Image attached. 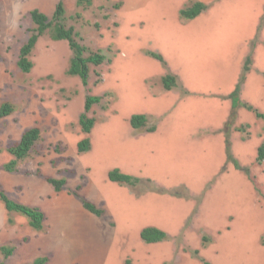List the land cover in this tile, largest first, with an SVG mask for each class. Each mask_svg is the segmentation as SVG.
I'll return each instance as SVG.
<instances>
[{
	"label": "rangeland",
	"instance_id": "1",
	"mask_svg": "<svg viewBox=\"0 0 264 264\" xmlns=\"http://www.w3.org/2000/svg\"><path fill=\"white\" fill-rule=\"evenodd\" d=\"M59 1L0 0V106L14 107L0 119V185L17 202L50 211L37 232L0 202V264L46 255L48 264H202L194 251L212 264H264V163L256 161L264 120L241 108L226 126L228 96L249 55L240 97L264 114V0H207L210 7L194 20L180 11L197 0H90L81 7L62 0L78 41L106 57L90 67L87 86L67 74L68 43L49 35L39 39L30 73L17 66L34 27L30 12L51 17ZM147 51L160 53L167 67ZM167 72L180 89L164 90ZM88 96L102 100L88 113L95 125L86 135L79 117ZM136 114L147 116L146 128L131 127ZM32 127L40 139L15 172H6L7 149ZM227 134L239 168L227 160ZM85 138L91 150L80 154ZM114 168L166 193L137 196L108 180ZM46 177L65 179L63 195L79 209L55 213L47 197L34 194V186L49 185ZM75 193L103 209V217L80 213ZM150 226L168 238L144 243L140 233ZM4 246L15 247L14 254L5 258ZM33 246L46 255L29 251Z\"/></svg>",
	"mask_w": 264,
	"mask_h": 264
},
{
	"label": "trees",
	"instance_id": "2",
	"mask_svg": "<svg viewBox=\"0 0 264 264\" xmlns=\"http://www.w3.org/2000/svg\"><path fill=\"white\" fill-rule=\"evenodd\" d=\"M87 4L91 5L90 0H78L77 5L81 7L82 5ZM123 5L122 2L116 4L114 7L116 9L121 8ZM210 6L200 2L195 1L191 6L184 8L180 11V17L184 20H194L198 18L202 13L208 10ZM30 18L34 27L30 30V34L26 42L22 45L17 66L23 73H30L33 68V62L30 60V57L39 41V39L45 35L56 42L66 41L72 52V57L70 60V65L67 71V74L72 77H78L84 86L88 85L90 78V67L100 66L106 61L105 55L98 52H91L86 46L82 45L79 41V34L75 31V28L72 26H67L66 23V8L63 1H59L56 5L55 11L51 17L41 12L38 9H34L30 12ZM255 43V42H254ZM146 54L157 60L164 67H167L164 57L157 52L147 51ZM252 65V55H249L246 58L243 73L240 77V80L236 84L235 89L229 94L228 98L231 101V112L229 115L228 122L226 126L228 128L233 127L235 120L237 118L238 110L243 108L247 111L253 112L257 118L264 120V114L258 112L253 106L244 103L241 100V90L245 82L247 74L250 72ZM163 88L166 91H172L175 89H180L181 86L178 82V78L167 72L162 78ZM102 100V97L98 96H88L86 98L84 112L79 117V124L81 130L84 134L89 135L94 128L95 119L88 117V113L91 111L93 105L99 104ZM14 112V107L9 103H4L0 106V119L5 118L11 115ZM148 118L143 114L133 115L130 119L131 127L134 130H141L147 127ZM148 133L155 132V128H147ZM40 129L38 127H32L27 129L21 136L20 140L13 146H10L7 149V152L12 156L7 164L2 168L6 172L13 173L16 171V167L19 161L26 159L36 142L40 139ZM227 134L226 140V152L227 160L234 162V166L239 168L238 163L234 160L231 152V144ZM78 152L80 154L87 153L91 150V143L89 138H85L78 143ZM256 161L258 163H264V143L258 148ZM46 182L53 186L56 192L63 191L67 182L65 179H54L46 177ZM108 180L112 183L118 184L120 186L129 187L137 191L136 195L141 196L146 192L153 193H166L165 190L158 188L150 179H143L133 175L125 174L121 172L120 169L114 168L108 173ZM82 203L83 207L88 210L90 213L94 214L97 217H103L105 211L97 207L92 202L82 198L79 194H74ZM174 197H181L179 193L170 194ZM0 202L4 205L5 210L8 213H17L28 219L29 226L37 231L41 232L45 228L46 216L45 214L37 207H31L22 203L17 202L12 199L6 191L0 185ZM141 240L146 244H158L165 241L168 238V235L165 231L157 227H146L140 233ZM264 243V241H263ZM15 247H2L1 252L5 258H8L14 254ZM194 257L197 258L202 264H212L207 260L199 256L198 251H194ZM49 258L47 256H38L31 263L25 264H48Z\"/></svg>",
	"mask_w": 264,
	"mask_h": 264
},
{
	"label": "crops",
	"instance_id": "3",
	"mask_svg": "<svg viewBox=\"0 0 264 264\" xmlns=\"http://www.w3.org/2000/svg\"><path fill=\"white\" fill-rule=\"evenodd\" d=\"M197 1L205 3L207 0H197ZM209 1H211V0H209ZM245 81H246V79H245ZM244 84H245V82H244ZM241 92H242V90H241ZM33 193L34 194L37 193L39 196L44 197V198L47 197L48 198L47 203H49L48 201H51L50 204L54 205L55 213H66L65 212L66 209L71 211L72 207L73 208L77 207L79 209V207L76 204H74V200L72 198H70L67 195H63V191L56 192L55 189L53 188V186H51L50 184L47 185V184L40 183V185L38 187L35 188V186H34ZM59 198H61V199H59ZM64 200H65V202H64ZM37 206L41 207L42 212L45 214L46 220H47V216L49 215V214L47 215V213H50V211H48L47 207L41 206V204H37ZM96 206L98 207L97 204H96ZM80 209H81L80 213H90L88 210H86L83 207V205ZM35 250L39 251L40 255L43 253V251H41L40 248L38 250L34 246L29 248V251H35ZM42 255H46V254L43 253ZM46 256L49 258L48 255H46ZM34 258H36V257H34Z\"/></svg>",
	"mask_w": 264,
	"mask_h": 264
}]
</instances>
